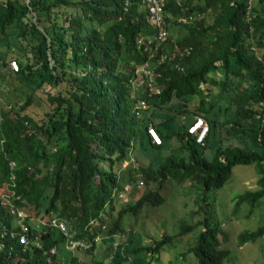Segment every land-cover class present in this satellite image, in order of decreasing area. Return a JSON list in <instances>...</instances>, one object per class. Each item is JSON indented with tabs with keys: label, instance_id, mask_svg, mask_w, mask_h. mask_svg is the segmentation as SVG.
<instances>
[{
	"label": "trees",
	"instance_id": "1",
	"mask_svg": "<svg viewBox=\"0 0 264 264\" xmlns=\"http://www.w3.org/2000/svg\"><path fill=\"white\" fill-rule=\"evenodd\" d=\"M123 2L0 0V63L8 67L11 83L41 92L49 109L33 120L24 111L28 95L13 114L0 111V192L11 189L13 204L44 222L40 242L46 251L55 248L47 262L46 254L10 244L0 249V264H102L113 234L121 230V218L143 204L163 201L158 190L145 189L114 213L117 191L127 184L128 197L143 181L159 189L166 179L188 178L201 186L204 214L203 229L188 251L196 264H221L228 252L219 245L226 235L211 218L213 199L206 193L220 188L234 165H251L256 187L238 194L232 211L242 202L249 211L264 202V0H163L166 40L151 56L145 41L137 39L154 38L157 26L138 0H130L126 9ZM171 27L183 34L173 39ZM185 47L187 54L179 56ZM162 52L165 58L159 61ZM171 52L176 55L168 57ZM10 60L16 71L8 66ZM143 63L161 87L156 96L142 86L132 89L129 82ZM137 99L146 106L135 109ZM162 107L183 116L176 134L183 154L167 155L155 168L152 159L145 163L131 152L136 140L140 147L162 148L151 144L146 132L151 125L162 141L167 137L152 117V109ZM193 116L207 126L198 141L186 132ZM215 137L218 145L207 157L209 138ZM55 217L69 223V240L90 247L67 249L66 237L49 223ZM100 227L106 239L93 242ZM191 227L181 224L178 233ZM262 236L264 225L240 232L237 241L241 245ZM171 239L162 236L148 251L156 252ZM61 250L70 253L65 262Z\"/></svg>",
	"mask_w": 264,
	"mask_h": 264
},
{
	"label": "rangeland",
	"instance_id": "2",
	"mask_svg": "<svg viewBox=\"0 0 264 264\" xmlns=\"http://www.w3.org/2000/svg\"><path fill=\"white\" fill-rule=\"evenodd\" d=\"M203 19L208 21V16ZM181 33L183 34V30L175 27H171L169 30L173 39L180 36ZM0 72L3 74L0 76V111L10 109L9 112L13 114L12 110H16L17 106L22 104L29 95L31 100L24 111L33 120L42 119L44 113L49 110L44 95L41 92H30L22 83H16V85L11 83L10 71L6 65H1V63ZM139 77L140 75L136 80ZM201 86L204 87V85ZM213 94L215 93L211 92L209 98L215 99L216 105L219 101ZM171 106L173 103H170L169 107ZM166 109L167 107L152 109V117L158 121L159 131L168 134L163 144L162 142L159 144L162 145V148L151 150L148 147H140L136 140L131 152L133 157H140L142 160L144 159L145 163L148 159H152L155 168L167 155L179 156L183 154L177 147L176 138V134L183 128V116L176 114L171 109ZM198 133L200 132L197 131ZM197 134L195 135L196 141H198ZM208 142L210 144L205 149L204 155L210 157L218 145V141L215 137L214 139L209 138ZM115 169H118L117 166ZM255 178L256 175L251 165H234L227 181L220 188L206 193L208 198L213 199L211 218L218 222L220 230L226 235L225 240L221 241L219 245L228 252L221 264H264V236L241 245L237 241L240 232L252 231L256 227L264 225V202H260L251 211H249L247 203L242 202L234 209V212L232 211L233 199L245 190H253L256 187ZM156 184L154 182L145 184L143 181L141 187L138 190H132L128 197L117 191L114 204L115 206L117 203L119 204L114 206V213L121 203L132 204L145 189L158 190L163 197L161 204L157 206L143 204L134 215L126 213L121 218V230L120 232L116 231L115 236L119 243L117 248L118 257L120 256L119 262L120 264H196L195 258L188 249L203 229L201 222L204 214L200 209L203 206L199 199L202 196L201 186L190 181L189 178L182 181L166 179L159 189ZM197 207L200 210H197ZM29 223L35 225L38 222L33 219ZM109 223L108 219L107 226ZM181 224L192 227L189 231L179 234ZM166 235L172 237L170 242L161 243L156 252L155 250L148 251L147 247L152 246L154 242ZM59 254L61 262H65L70 255L64 250H61Z\"/></svg>",
	"mask_w": 264,
	"mask_h": 264
},
{
	"label": "built area",
	"instance_id": "3",
	"mask_svg": "<svg viewBox=\"0 0 264 264\" xmlns=\"http://www.w3.org/2000/svg\"><path fill=\"white\" fill-rule=\"evenodd\" d=\"M140 5H143L144 8H146V14L149 19H152L155 23V25L158 28V31L154 38L152 39H143L142 37H139L137 39L138 43H142L145 41V48L147 49V54L151 56V52L155 50L156 46L159 45V43L164 42L166 40V33L162 29L163 25V14H162V7H163V0H138ZM124 9L130 4V0H124ZM154 40L155 44L154 46H151V41ZM189 50V47L182 48L181 51H178V55L182 56L183 54H187ZM155 54V52H154ZM173 55H176L174 53H171L168 57H173ZM165 58V54L162 53L161 56H159L158 60L162 61ZM8 66L16 71L17 70V64L10 60L8 62ZM140 75L138 80H136L137 76ZM154 75L151 73V69L148 64L143 63L138 65V67L134 71L133 77L129 80L132 89H135L139 86H142L143 90L145 89L148 93H151L153 95H156L159 93L160 89L157 86V84L154 81L153 78ZM146 106L145 101L142 99H137L134 105V108L142 109ZM199 120H197L198 122ZM189 129H192L190 127ZM147 132L150 138V142L153 144H159L160 138L155 135V132L151 126L147 127ZM13 162L9 163V167L11 168L13 166ZM140 183V182H138ZM137 183V186L140 185ZM11 189L7 190L4 193L0 192V206L3 208V213L0 215V249H4L6 246L12 244L14 246L18 245L22 249L21 251H24V247H30L34 250L39 251L41 254L45 255L46 250L43 248L41 242H40V234L39 232L34 229L33 234L30 233V227L29 221L33 220L34 218L29 216L25 209H23L21 206L14 205L12 200V193H9ZM129 190V186L125 184L122 189L119 192H122L123 196L125 192ZM14 199H17V196L14 197ZM38 223L35 225H43L44 222L41 221V219H34ZM50 225L52 228L59 232L62 236H65L66 242L65 246L67 249H72L73 247L77 246L81 248V243H78L76 241L69 240L70 234L68 233L67 224L63 219L60 218H51L50 219ZM37 227V226H36ZM29 234V235H28ZM31 234V236H30ZM85 245H83L84 247ZM10 249V246H9ZM9 253V252H8ZM50 253H53V250L50 249ZM46 261H49V258L47 257Z\"/></svg>",
	"mask_w": 264,
	"mask_h": 264
},
{
	"label": "clouds",
	"instance_id": "4",
	"mask_svg": "<svg viewBox=\"0 0 264 264\" xmlns=\"http://www.w3.org/2000/svg\"><path fill=\"white\" fill-rule=\"evenodd\" d=\"M153 78H154V81H155V76H153ZM155 83L157 84V82L155 81ZM157 86L159 87V89L161 90V87L157 84ZM159 93H160V91H159ZM158 93V94H159ZM158 94H156V95H158ZM152 96H156V95H153V94H151ZM197 120H199L198 122H197ZM148 126H151V125H148ZM147 126V127H148ZM147 127H146V132H147ZM152 128H153V130H154V132H155V135L156 136H158L159 138H160V143L159 144H161V142H163L162 141V139H161V137H160V135L158 134V132L156 131V129L153 127V126H151ZM190 127H192V129H189ZM206 124H205V122L203 121V119L201 118V117H193L192 118V120L190 121V123H188L187 124V126H186V132L188 133V134H197V131L198 132H200V133H198L197 134V136H196V138L198 139V140H200L201 138H202V136L204 135V133H205V131H206ZM195 134V135H196ZM147 135H148V132H147ZM149 136V135H148ZM149 140H150V138H149ZM151 143V142H150ZM151 144H153V143H151ZM159 144H155V145H159ZM34 219H35V217L34 216H32ZM94 222V221H93ZM92 222V223H93ZM67 225L69 224L68 222H65ZM30 224V223H29ZM37 226V227H36ZM40 226H42V225H31L30 224V227H32L31 229L32 230H34V229H36V231L37 232H39V230H40ZM68 230V229H67ZM106 229L104 228V227H100V230H99V232L98 233H96V235L93 237V242H95L96 240H99V239H106V236H104V238H102L103 237V233L102 232H104ZM120 232V231H119ZM116 234H117V232L115 233V234H113V236H112V240H111V242H110V246H111V252H109L107 255H106V257H105V259H104V261H103V263L102 264H115V262L116 261H114L113 259H114V257H115V255L116 254H114V252L116 251L117 252V248H118V246H119V243H118V240L117 239H115V236H116ZM114 238V239H113ZM90 245V244H89ZM87 246V248L88 247H90V246ZM105 246H107L106 244H105ZM149 255H151V254H149Z\"/></svg>",
	"mask_w": 264,
	"mask_h": 264
},
{
	"label": "crops",
	"instance_id": "5",
	"mask_svg": "<svg viewBox=\"0 0 264 264\" xmlns=\"http://www.w3.org/2000/svg\"><path fill=\"white\" fill-rule=\"evenodd\" d=\"M163 53V52H162ZM172 53V52H171ZM163 54H166V53H163ZM65 240V239H64ZM42 244V243H41ZM43 246V245H42ZM87 244L84 246V247H81V249H86L87 248ZM50 249H52L53 250V252L55 251V248L54 247H51ZM50 249L49 250H47V252H46V255H47V257L48 258H50V255H52V253H50ZM39 252V251H37V250H34V249H32V248H30V247H28V252ZM41 254V253H40Z\"/></svg>",
	"mask_w": 264,
	"mask_h": 264
}]
</instances>
